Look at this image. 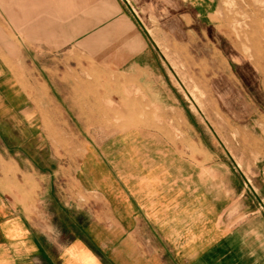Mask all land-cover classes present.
<instances>
[{"label": "rangeland", "instance_id": "rangeland-1", "mask_svg": "<svg viewBox=\"0 0 264 264\" xmlns=\"http://www.w3.org/2000/svg\"><path fill=\"white\" fill-rule=\"evenodd\" d=\"M116 1L130 15L132 29L153 46L151 57L142 60L156 75L133 77L113 67L117 41L127 34L117 28L103 33L100 26L110 22ZM44 3L40 7L46 9ZM75 3L67 19L56 8L39 12L18 36L7 27L8 55L0 52L7 57L0 59L2 190L29 215L38 216L41 226L55 224V232L67 240L91 222L96 207L111 216L110 206L95 193H79L83 144L90 149L117 132L152 128L167 142L169 163L180 155L199 159L195 209L200 227L211 228L212 211L216 218L225 213L217 218L224 223L220 226L233 233L241 229L249 251L264 264V0H195L193 5L188 0L187 18L174 16L180 0ZM143 83L161 89L167 106H155L160 92L146 91ZM54 85L87 88L81 124L50 98L56 94L49 90ZM63 115L72 117L73 124L63 123ZM114 150L120 151L119 145ZM71 192L84 203L72 200L63 207L61 201ZM160 238L152 237L150 257L177 264L184 239ZM122 253L126 258L127 252ZM139 254L149 258L148 251ZM202 254L204 262L211 256Z\"/></svg>", "mask_w": 264, "mask_h": 264}, {"label": "crops", "instance_id": "crops-1", "mask_svg": "<svg viewBox=\"0 0 264 264\" xmlns=\"http://www.w3.org/2000/svg\"><path fill=\"white\" fill-rule=\"evenodd\" d=\"M72 1H76L78 7L86 3V0H62V5L57 7L55 0H0V52L8 55L4 46L9 43L7 27L18 36L39 12L56 8L67 19L71 16ZM180 1L182 5L174 16L187 18L184 6L188 0ZM44 2L49 5L46 9L40 7ZM194 2L189 0L192 5ZM108 19L109 23L100 26L105 28L103 33L117 28V33L127 34V38L117 41L119 46L113 67L133 77L156 75L153 66L142 60L151 57L153 46L132 29L131 17L118 1L113 4ZM68 21L71 24V18ZM131 32L133 34L129 35ZM5 55L0 59L7 58ZM2 75L0 69V77ZM143 84L148 92H160L159 100H154L155 106H167V100L161 98V89L155 90L150 83ZM49 90L56 93L50 98L57 105L70 109L81 124L78 115L81 117L85 113L81 109L87 108L88 97L84 94L87 88L54 85ZM61 92L67 94L61 95ZM76 92L80 94H73ZM78 108L80 111L73 110ZM62 122L73 124V118L63 115ZM260 125L264 130V123ZM118 145L120 151L117 152L114 149ZM83 146L76 176L79 193H95L110 206L111 216H105L96 207L91 211V222L80 225L73 237L66 240L64 234L55 232V224L47 222L41 226L38 216L29 215L0 187V264H168L165 259L150 257L152 237L168 235L184 239L179 241L183 254L177 264H259L254 250L249 251L241 229L233 233L231 227L219 223L217 218H224L225 213L216 218L212 211L211 228L200 227V215L195 209L200 202L199 159L195 162L180 155L179 161L175 158L169 163L167 142L161 133L152 128L135 127L103 137L93 148L89 149L87 143ZM70 194L61 201L63 207L71 205L72 200L84 203L81 195L74 198L73 193ZM76 208L84 210L85 207L78 205ZM104 234L111 237L104 240ZM121 237L126 238L121 240ZM122 251L127 252L126 258ZM145 251L149 252V258L139 254ZM201 253L203 256L211 253V256L204 262Z\"/></svg>", "mask_w": 264, "mask_h": 264}, {"label": "bare ground", "instance_id": "bare-ground-1", "mask_svg": "<svg viewBox=\"0 0 264 264\" xmlns=\"http://www.w3.org/2000/svg\"><path fill=\"white\" fill-rule=\"evenodd\" d=\"M254 73V72H253Z\"/></svg>", "mask_w": 264, "mask_h": 264}]
</instances>
